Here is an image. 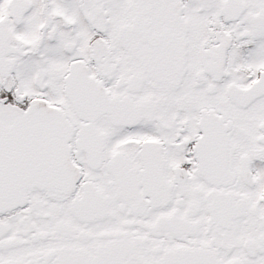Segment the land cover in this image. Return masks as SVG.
<instances>
[{"label":"snow or ice","instance_id":"1","mask_svg":"<svg viewBox=\"0 0 264 264\" xmlns=\"http://www.w3.org/2000/svg\"><path fill=\"white\" fill-rule=\"evenodd\" d=\"M0 264H264V0H0Z\"/></svg>","mask_w":264,"mask_h":264}]
</instances>
